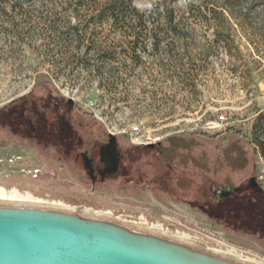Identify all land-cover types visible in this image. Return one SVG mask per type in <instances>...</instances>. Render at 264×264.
Listing matches in <instances>:
<instances>
[{"label": "rangeland", "instance_id": "1", "mask_svg": "<svg viewBox=\"0 0 264 264\" xmlns=\"http://www.w3.org/2000/svg\"><path fill=\"white\" fill-rule=\"evenodd\" d=\"M211 4L0 0V111L46 95L36 87L47 80L62 106L73 101L70 113L0 127L3 206L86 218L111 212L120 224L162 228L237 264H264L263 193L242 187L202 205L257 170L264 190V13L227 22ZM166 10L177 31L157 29ZM205 134H221L220 142ZM108 142L116 156L106 169L96 154L79 156Z\"/></svg>", "mask_w": 264, "mask_h": 264}, {"label": "water", "instance_id": "2", "mask_svg": "<svg viewBox=\"0 0 264 264\" xmlns=\"http://www.w3.org/2000/svg\"><path fill=\"white\" fill-rule=\"evenodd\" d=\"M46 211L0 212V264H223L133 239L96 218Z\"/></svg>", "mask_w": 264, "mask_h": 264}, {"label": "trees", "instance_id": "3", "mask_svg": "<svg viewBox=\"0 0 264 264\" xmlns=\"http://www.w3.org/2000/svg\"><path fill=\"white\" fill-rule=\"evenodd\" d=\"M212 5V12L213 16L223 18V20H239L242 22H247L252 19L258 18V16H261L264 13V7L260 8L259 6H264V0H213ZM199 9V8H198ZM132 12L134 14H138L136 9H132ZM166 14L168 16L167 22H165V25L162 29L157 28L161 31H177V25L174 23V12L172 10H166ZM152 17V15H151ZM140 23H146L145 20L141 18ZM175 24V25H174ZM158 46V44H156ZM37 89H46V95L42 96H27L26 98L20 99L18 101L12 102L10 105L6 106L4 109L0 111V127L7 128L9 127V123L13 120H16L18 123H20L22 126H25L26 124L30 123L31 120L35 117V119H44L45 117L40 113H47L51 110H54V113L58 112V109L64 108L66 112L70 113V111L73 109V104H70L68 102L67 104H64L62 106L63 101L65 100L61 95L60 92L57 90V88L52 84L50 80L40 82L39 85L36 87ZM40 114V115H39ZM259 125V124H258ZM257 127V126H256ZM233 133L239 136L244 143L247 144V146L253 151V153L257 154V149L253 146L251 142H248L243 134L241 132L235 131L234 129L227 130V133ZM206 138L210 141H214L219 143L221 134H218L214 137H209L207 134L204 135ZM262 146L263 149V155H264V142H260L259 144ZM122 160L118 162V166L120 167V163ZM256 167V166H254ZM120 171V169H119ZM256 178H253L249 181L247 185H242L238 190L234 189H227L224 194L216 193V196L214 198L218 200L213 201L212 197H208V195L204 198V203L202 204L205 209L206 207L210 206H216L218 203H223L226 201L233 193L243 191L241 190L242 187L249 188V193L247 194H254L257 191L260 193H263L264 190L260 187V184L258 183V177L260 176V171L257 170L256 172ZM252 180H255L257 183V186H252ZM245 196V195H244ZM209 215V214H208ZM210 216V215H209ZM245 230V229H243Z\"/></svg>", "mask_w": 264, "mask_h": 264}, {"label": "bare ground", "instance_id": "4", "mask_svg": "<svg viewBox=\"0 0 264 264\" xmlns=\"http://www.w3.org/2000/svg\"><path fill=\"white\" fill-rule=\"evenodd\" d=\"M4 204H6V202H3L2 199H0V212L46 211L45 209H37V208L23 207V206H3ZM110 213H104L101 218L99 217H93V218H96V220H98L101 223L102 227L107 229L118 228L123 232L127 233L133 239L156 243L168 248L171 251L178 252L190 257L202 258L223 264H237L220 254L199 249L187 239L172 236L171 234H165L161 230L162 228L161 229L150 228V226H148L146 223H142L140 229H135L130 226L120 224L119 222L114 220L113 216ZM72 215L78 218H82V216L79 215H75V214Z\"/></svg>", "mask_w": 264, "mask_h": 264}, {"label": "flooded vegetation", "instance_id": "5", "mask_svg": "<svg viewBox=\"0 0 264 264\" xmlns=\"http://www.w3.org/2000/svg\"><path fill=\"white\" fill-rule=\"evenodd\" d=\"M81 152L79 154V156L85 160L86 157L87 158H93V155L96 154V165L103 162L105 165V169L107 167L106 162L110 161L112 157L116 156V148L114 143L112 142H108L105 144H96V146H94L91 149H80ZM94 161V160H93ZM120 161V160H119ZM117 169L119 170V166L118 163L116 165ZM99 176H96V178ZM102 178V176L100 177Z\"/></svg>", "mask_w": 264, "mask_h": 264}, {"label": "crops", "instance_id": "6", "mask_svg": "<svg viewBox=\"0 0 264 264\" xmlns=\"http://www.w3.org/2000/svg\"><path fill=\"white\" fill-rule=\"evenodd\" d=\"M177 144V143H176ZM175 145V144H174ZM169 147H171V145L169 144Z\"/></svg>", "mask_w": 264, "mask_h": 264}]
</instances>
